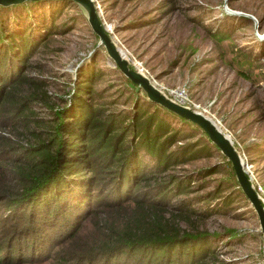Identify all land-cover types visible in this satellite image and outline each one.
<instances>
[{
  "label": "trees",
  "instance_id": "16d2710c",
  "mask_svg": "<svg viewBox=\"0 0 264 264\" xmlns=\"http://www.w3.org/2000/svg\"><path fill=\"white\" fill-rule=\"evenodd\" d=\"M51 1L57 11L74 3ZM25 19L15 20L19 33L0 23V128L31 139L14 146L0 134V264H208L216 234L191 217L209 215L214 191L197 210L189 202L198 196H186L194 172L167 173L202 155L206 133L196 143L170 120L197 126L149 100L152 110L130 115L89 98L59 109L26 73L37 41ZM87 72L78 89L88 95ZM34 102L51 112L45 122Z\"/></svg>",
  "mask_w": 264,
  "mask_h": 264
},
{
  "label": "rangeland",
  "instance_id": "374dc122",
  "mask_svg": "<svg viewBox=\"0 0 264 264\" xmlns=\"http://www.w3.org/2000/svg\"><path fill=\"white\" fill-rule=\"evenodd\" d=\"M92 1L98 19L130 64L170 99V90L184 89L195 110L229 137L245 163L251 186L264 201V0ZM17 4L0 5L7 7L0 10V23L8 29L13 21L11 29L17 30L15 20L20 22L27 15L26 32L37 42L26 73L41 80L39 86L49 102L67 111L75 107L74 99L80 103L88 98L100 103L105 112L130 115L134 106L152 110L144 92L128 84L97 44L82 6L74 2L57 11L51 0ZM88 68L93 72L89 83L93 94L87 95L78 86L89 78ZM30 108L44 122L51 114L37 102ZM170 121L199 143V126ZM0 134L14 146L31 141L8 128H0ZM211 144L200 146L202 155L197 159L167 173L194 172L186 196H198L189 202L200 204L197 210L214 191L216 197L205 201L209 215L191 217L198 228L216 234L209 238L208 264H263L255 211L239 188L230 162ZM138 154L146 158L142 150ZM208 168V175H196V170Z\"/></svg>",
  "mask_w": 264,
  "mask_h": 264
},
{
  "label": "water",
  "instance_id": "95a60500",
  "mask_svg": "<svg viewBox=\"0 0 264 264\" xmlns=\"http://www.w3.org/2000/svg\"><path fill=\"white\" fill-rule=\"evenodd\" d=\"M22 1L25 0H0V5L7 6ZM72 1L84 8L87 23L92 33L97 36V44L103 46L114 67H116L132 84L137 85L144 92L149 101L158 104L177 116L199 126L202 131L206 133L209 141L214 144L219 149L220 153L230 162L238 186L252 205L257 216L262 237L261 252L264 264V207L257 193L251 186L249 178L244 172L245 163L242 161L238 151L232 145L229 137L226 134H223L210 118L204 116L200 112L192 111L187 107L178 105L163 92H160V90L152 84L149 78L140 71V69L135 68L132 64L133 68H129L128 65L130 63L127 61L125 53L117 48L109 33L98 19L92 0Z\"/></svg>",
  "mask_w": 264,
  "mask_h": 264
},
{
  "label": "built area",
  "instance_id": "2783aa9c",
  "mask_svg": "<svg viewBox=\"0 0 264 264\" xmlns=\"http://www.w3.org/2000/svg\"><path fill=\"white\" fill-rule=\"evenodd\" d=\"M168 94H169V97H171L173 99V101L176 102L178 105L187 107V108L191 109L192 111H196L195 110V108L197 107L196 104L191 102V100L188 98L187 93L184 89L176 88V89L170 90V92ZM244 168H245V165H244ZM258 190H259V188H258ZM258 197L261 200L263 207H264L263 199L260 196H258Z\"/></svg>",
  "mask_w": 264,
  "mask_h": 264
}]
</instances>
